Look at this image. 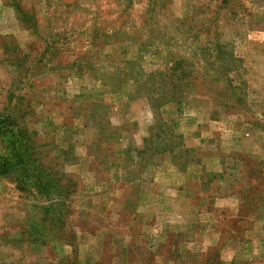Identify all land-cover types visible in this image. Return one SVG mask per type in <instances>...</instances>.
<instances>
[{
    "label": "rangeland",
    "instance_id": "rangeland-1",
    "mask_svg": "<svg viewBox=\"0 0 264 264\" xmlns=\"http://www.w3.org/2000/svg\"><path fill=\"white\" fill-rule=\"evenodd\" d=\"M0 115V264H264V0H0Z\"/></svg>",
    "mask_w": 264,
    "mask_h": 264
},
{
    "label": "trees",
    "instance_id": "trees-1",
    "mask_svg": "<svg viewBox=\"0 0 264 264\" xmlns=\"http://www.w3.org/2000/svg\"><path fill=\"white\" fill-rule=\"evenodd\" d=\"M173 69L178 70L175 67ZM172 73H174V75L178 76V74L175 71ZM181 77H183V75L180 74V76H179L180 80L183 79ZM0 137H2V138L3 137L13 138V139H16V141H15L16 143H21V141L18 139L19 136L17 135V132H15V130L12 128V124L9 121V118H7L6 116L3 117L1 115H0ZM13 157L14 156L12 154H8V156L6 158L1 160V164H0L1 173H8L10 171V168L12 167V164H10V160H12ZM16 157H18V156H16ZM42 187H44V186L40 187V191L42 190L41 189Z\"/></svg>",
    "mask_w": 264,
    "mask_h": 264
}]
</instances>
